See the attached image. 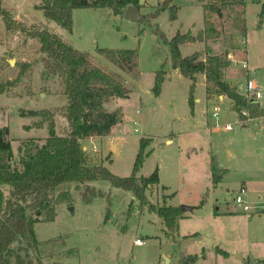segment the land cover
Instances as JSON below:
<instances>
[{"label":"rangeland","instance_id":"rangeland-1","mask_svg":"<svg viewBox=\"0 0 264 264\" xmlns=\"http://www.w3.org/2000/svg\"><path fill=\"white\" fill-rule=\"evenodd\" d=\"M244 2L247 28L245 48L250 61L247 68L242 66L243 63L238 65L236 60L229 61L231 58L223 52L224 49L232 54L237 52L241 60L243 43L237 48L232 45L222 47L215 43L212 48L213 52H221L230 62L222 75L236 90L248 76L264 90V22L257 27V14L264 0ZM40 4L41 0H2L3 8L22 25H37L56 34L66 44L85 53L96 67L109 74H119L124 86L130 90L127 98H114L112 104L104 106L106 111L112 112L117 109V103L122 111V119L112 128V136L104 141L107 144L114 140L115 143L103 146L100 142H83V151L90 164L103 165L118 177H128L140 138H150L152 141L146 152H152L145 158L137 176L148 177L156 167H162V184L170 187V193L176 196L179 207H193L203 201L204 208L188 211V217L179 223L176 238L175 231L167 233L160 218L147 209L148 204H166L167 195L164 194L169 192L161 187H148L144 191L147 205L142 206L131 192L115 188L108 181H91L86 186L74 182L64 183L57 187L53 197L61 192H69L72 204L56 206L53 222L35 224L38 252L35 254L27 250L21 254L28 258L36 255L44 264H182L183 258L194 254L199 256L202 252L204 258H198L194 264H249L247 261L250 257L263 259L264 161L259 150L261 145L254 135L255 127L250 123L247 129H241L238 118L229 109L226 97L221 95L222 99L218 100L217 94L210 95L216 103L202 100L196 105L193 119L187 102L191 82L171 69L169 46L154 32L157 28L167 40L176 34L177 29L192 34L202 27V8L182 4L175 22L169 20L167 11L159 13L155 19H143L152 11L149 6L139 9L137 14L141 20H128L125 13L114 15L107 8L75 9L72 11V30L68 32L35 9ZM190 28L194 30L190 31ZM39 47L36 40L26 38L21 32L5 31L0 18V82L16 77L19 71L17 62L30 64L19 84L0 94V128L9 129L13 166H17L22 155L18 151L22 144L26 150L34 151L48 137L46 125L41 129L31 126L39 118L22 117V112L52 110L55 113L57 134L68 129V123L60 111L67 103L62 93V83L58 78L46 82L41 80L40 58L43 54ZM97 48L136 49L140 79L135 82L128 71L118 70L97 54ZM202 48L201 44H187L182 47L181 56H188ZM206 50L201 54L204 55ZM250 64L255 65V68ZM160 70L167 74V78L160 94L156 96L152 87L155 73ZM196 78L198 81L199 75ZM197 87L196 94L200 96L203 90L200 85ZM259 103L264 108V96ZM214 106L219 109L216 119L212 116ZM206 121L211 127L215 124L220 127L219 133L214 136L213 145L220 157L225 153L223 146L230 145L232 136L236 138L233 145V153L238 161L236 171L230 173L228 178L218 180V184L212 182L211 171L206 167L208 156L205 150L192 149L189 154L185 152L186 147L197 148L206 142L201 134L183 132L191 124L202 128ZM226 124L231 126L232 131L225 130ZM258 127L264 131V123L259 122ZM169 138L172 142L166 144ZM27 140H32V147L26 144ZM113 145L117 146L116 151L111 149ZM241 181L247 182L243 197L251 207L248 212H241L233 202ZM0 191L6 196L8 186L0 185ZM216 208H219V212L238 213H235V217H229V214L227 217L213 216L217 212ZM107 213L108 218L104 221ZM136 239L142 242L140 246L135 244ZM17 247L18 244L11 255L13 264ZM216 249L228 255L223 256ZM235 253L241 254L242 259L236 258ZM164 256L169 260H165Z\"/></svg>","mask_w":264,"mask_h":264},{"label":"trees","instance_id":"trees-1","mask_svg":"<svg viewBox=\"0 0 264 264\" xmlns=\"http://www.w3.org/2000/svg\"><path fill=\"white\" fill-rule=\"evenodd\" d=\"M177 1H196L202 3L203 28L193 36L190 32L176 34L169 40L157 29L158 34L169 46L170 64L179 74L191 81L188 90L187 102L190 109L194 105V91L197 76L204 75L205 90L207 94L223 95L231 101L232 110L237 114L238 120L255 119L264 116L258 102H253L240 95L235 86L223 81L222 73L230 62L224 56L208 54L205 48L204 55L194 52L182 57L179 46L185 43L208 42L219 37V32L210 21L211 15L221 16L230 7L243 6V0H164L152 6L143 19H155L159 13L167 11L170 21L177 19L179 7ZM145 3L139 0H41L35 9L40 10L44 17L55 22L60 28L71 32L72 11L75 9H102L107 8L114 15H123L126 8L140 9ZM0 18L7 32H21L26 38L36 40L43 56L41 80L58 78L62 83V93L67 103L60 108L63 118L68 123V129L57 134L54 123V111L49 109L30 110L22 112L20 116L39 118L32 123V128L41 129L46 125L48 137L36 150H26L19 147L22 153L17 166H13L12 147L8 139L9 129L0 128V185L8 186L5 196L0 191V264H13L11 261L14 247L18 244L14 254V264H44L39 258H28L21 253L32 250L38 252L39 241L35 233V224L53 222L56 216V206L72 204L69 192H61L53 197L58 186L64 183H76L86 186L91 181H108L113 187L131 192L142 206L147 205L144 191L158 184L157 167L148 177L137 176L145 158L152 152L146 148L152 139L140 138L137 154L134 159L131 174L128 177H118L112 174L105 166L90 164L82 149L81 141L90 137L109 136L111 130L122 119L120 108L108 112L104 104L114 98H127L130 90L124 86L122 77L105 72L93 65L82 53L63 42L56 34L37 25L28 27L13 18L11 13L3 8L0 0ZM264 18V8L260 19ZM141 20V19H140ZM99 56L105 58L118 70L128 71L134 79H138V51L136 49H107L97 48ZM19 71L12 80L0 82V94L16 87L30 64L17 62ZM165 72L157 71L154 76L152 92L158 96L161 92ZM29 129L28 126L25 127ZM32 140L26 144L32 147ZM212 182H218L219 170L215 158L210 164ZM93 195L94 192H93ZM88 202L90 199H87ZM200 201L196 208L202 206ZM149 212L156 214L162 221L165 231L173 233L178 228V220L182 212L180 207L169 205H147ZM108 218V213L104 221ZM217 253L227 255L222 250ZM199 256L189 255L182 260V264H193Z\"/></svg>","mask_w":264,"mask_h":264},{"label":"crops","instance_id":"crops-1","mask_svg":"<svg viewBox=\"0 0 264 264\" xmlns=\"http://www.w3.org/2000/svg\"><path fill=\"white\" fill-rule=\"evenodd\" d=\"M162 1L163 0H144V3H145V6L144 7L149 6L151 8L154 5V3L156 4L157 2H162ZM184 3H188V4H191V5H198V6H200L202 8V3H199V2H196V1H177V2H175V4L179 7V9L182 6V4H184ZM262 8H264V5L261 6V9H260V11L257 14V17H258V24H257L258 26L257 27L258 28L260 27V25L262 24V22H264V18L260 19V13H261ZM245 11H246V9H245V2L243 0V6H240V7H235V6L230 7L226 11H224L221 16H216L214 14L211 15L209 17V19L215 24V28L219 32V37L217 39H215V40H211V41H208L206 43H204V42H195V43H185V44H181L179 46L180 54H181V51H182V47H184L187 44H193V45H195V44H201L203 48L200 51H194V52H200L201 53L203 50H205V47H207L208 48V54H210V55H216V56H224L223 54H221V52L220 53L213 52V48L214 47L212 48V45L214 46L215 43H218L222 47H225V46H228V45H232L235 48H237V47H240V43H243V46H244L243 47V50H242V58L243 59H241V60H240V57H239L240 54H238L237 52L235 54H232V53L226 52L225 51L226 49H224L223 52L225 53V55L227 57L231 58V59L228 58L229 61L230 60H236L238 62V65L243 63L245 65V68H247V66L249 65L250 61L248 62V60H249V58H248V52H247V50L245 48V40H246V37H247ZM203 19H204V16H203ZM175 21H172V22H175ZM221 22H222V24H221ZM237 23H239V25H238L239 27L237 26ZM202 28H203V24H202V27L201 28H198L196 30L190 28V31L194 30L193 33H192V35L195 36ZM176 32H180L181 34H185V33H182L180 31V29H177ZM225 35H229V36H225ZM225 41H227L226 42L227 44H225ZM193 53H191V54H193ZM246 62H248V64H246ZM243 64H242V66H243ZM252 68L254 69L255 68V65H253ZM171 69L174 72L179 73V71L177 69H173L172 67H171ZM225 70H223V72ZM140 77L141 76H140V72H139L138 79H134L135 82H137L140 79ZM166 78H167V74L165 73L162 86H163ZM222 78H223V81L227 82L226 81V77L224 75H222ZM248 78H249V76H248ZM227 83H229V82H227ZM198 85H200V87H202V90H203V92H201V95L200 96H198L196 94V90L198 89V87H197ZM210 95L211 94H207L206 93V90H205V77H204V75H199L198 81L196 83V88H195V91H194V105H193V109H192L193 119L195 118L196 105L198 103H200L202 100L205 101V103L206 102L216 103V101L212 97H210ZM217 99L218 100L222 99V96L221 95H218ZM227 101L229 102V105L228 106H229L230 111L232 113H234L235 116L237 117V114L232 110L231 101L228 100V99H227ZM113 102H114V100L110 101L109 103H106L104 106L106 107V105H110ZM259 106L261 107L262 110H264V108L261 106L260 103H259ZM116 108H119V107H117V103H116ZM259 122L260 123H264V116L259 117V118H255V119L246 120L244 122H241L239 120L237 121V123L241 124V129H247L248 128V125L250 123H253V125L255 127V130H256L255 133H254V135L257 136V140H258L257 142H259L260 145H261L260 146L261 149L259 148V150H261V153L260 154L263 157L262 160L264 161V131L262 132V130L259 129V127H258L259 126ZM227 125L228 124H226L225 126H227ZM114 128L115 127H113V129ZM219 130H220V127L218 125L215 124V125H213L211 127L209 125V123L206 121L204 127L198 128V127L194 126L193 124H191L190 127H189V129H187L183 133L189 132V133H192V134L193 133H197V134L203 135L202 137L205 139V142H206L205 145H201V146L199 145V146H197V148L194 147V146H192V147H190V146L189 147H186L185 152L187 154H189V151L192 150V149H194L195 151L197 149H199L200 151L205 150L206 153H207V156H208V161L206 162V167L209 170H210L211 159L214 157L215 158V161H216V164H217V168L219 170V174H220L217 178H218L219 181H221L224 178H228L230 173H232L233 171H236V166L235 165L238 164V161L236 160L237 159L236 158V155H234V153H233L234 152L233 145H235V143H236V141H235L236 138L233 137V136L230 138V142H229L230 145H227V146L224 145L223 146L224 147V151H225L224 156L220 157V155H218V153H216L214 151V149H213L214 136L219 133ZM228 131H230V130H228ZM111 136H112V133H111V135L106 136V137H90V138L83 139L81 141L82 149H84L83 148V142L84 141H86V142L87 141L88 142L90 141L91 143H99L100 142L103 146H107L110 143H115L114 140H110L107 144L104 142V141H106L105 138H108V137L110 138ZM165 142H166V144H170L172 142V139H170V138L169 139H166ZM231 146H232V148H230ZM113 148L115 149V151L117 150V146L113 145L111 147V149H113ZM157 169H158V179H159V182H158V184H155L153 186L161 187L164 191L169 192V193L164 194V195H167L166 196V199H165L166 205L173 206V207H179L180 204L178 205L177 202L175 201L176 196L174 194H171L170 193V190H169L170 187L167 186V185L162 184V167H159V168L157 167ZM213 186H215V185H213ZM240 188H243V190H247V182L246 181H241ZM199 203L196 204V205H192L193 206L192 209H195V211H200L201 209H203L204 206H201L200 208H196L199 205ZM216 210H217V212H214L213 216L227 217L226 215L229 214L228 215L229 217H235V213H238V211H230V212H225L224 211V212H219L218 211L219 208H216ZM187 213H188V211L182 212L181 218L178 220V228L174 232V235L176 236V238H178L177 231L179 229V223L181 221H184L188 217V216H186ZM209 217H211V215ZM194 234H196V233H194ZM184 236H188V235H184ZM223 256H226V255H223ZM235 257L238 258V259H242L241 254H238V253H235ZM203 258H199V259H203ZM250 258H254V257H250ZM164 259L167 260V261L169 260V258L167 256H164Z\"/></svg>","mask_w":264,"mask_h":264},{"label":"built area","instance_id":"built-area-1","mask_svg":"<svg viewBox=\"0 0 264 264\" xmlns=\"http://www.w3.org/2000/svg\"><path fill=\"white\" fill-rule=\"evenodd\" d=\"M243 67H245V65L243 64ZM237 92L241 95H243L244 97L248 98L249 100L253 101V102H258L259 100L263 98L264 96V90L263 88L257 84L254 80L247 78L245 83L241 86L237 87ZM219 109L217 106L213 107V112H212V116L216 119L218 117V113ZM225 130H231V126L227 125L225 126ZM243 188H240V190L236 193V195L234 196L233 202L240 208L241 212H248L250 210V206L249 204L245 201L244 197H243ZM135 244L137 246H140L142 244V242L138 239L135 240ZM255 260V264H264V258L263 259H259V260ZM248 263L250 264V260H248Z\"/></svg>","mask_w":264,"mask_h":264},{"label":"water","instance_id":"water-1","mask_svg":"<svg viewBox=\"0 0 264 264\" xmlns=\"http://www.w3.org/2000/svg\"><path fill=\"white\" fill-rule=\"evenodd\" d=\"M144 3V0H139V4L142 5ZM139 11L138 8L136 7H128L125 10V18L128 20H140L141 17L137 14ZM11 64H14L11 61ZM181 212L189 211L192 210V207H187V206H181L180 207ZM250 264H255L254 258H250Z\"/></svg>","mask_w":264,"mask_h":264}]
</instances>
